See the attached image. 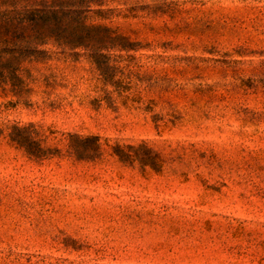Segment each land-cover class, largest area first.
I'll return each instance as SVG.
<instances>
[{"label": "rangeland", "instance_id": "obj_1", "mask_svg": "<svg viewBox=\"0 0 264 264\" xmlns=\"http://www.w3.org/2000/svg\"><path fill=\"white\" fill-rule=\"evenodd\" d=\"M91 2L126 46L49 45L0 88V264H264V0Z\"/></svg>", "mask_w": 264, "mask_h": 264}, {"label": "trees", "instance_id": "obj_2", "mask_svg": "<svg viewBox=\"0 0 264 264\" xmlns=\"http://www.w3.org/2000/svg\"><path fill=\"white\" fill-rule=\"evenodd\" d=\"M91 0H0V88L11 85L21 92L20 77L26 63L47 54L43 47L53 45L63 51L85 49L97 62L103 48L124 47L128 40L103 24L89 22ZM11 141L23 148L31 159L41 161L55 151L44 149L30 128L15 126ZM148 152L144 165H158L159 155ZM133 147L114 148L122 160L132 159ZM69 153L79 161L100 155L96 137L71 136Z\"/></svg>", "mask_w": 264, "mask_h": 264}]
</instances>
